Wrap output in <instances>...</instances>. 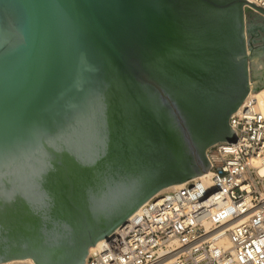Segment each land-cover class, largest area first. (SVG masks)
<instances>
[{
    "label": "water",
    "instance_id": "1",
    "mask_svg": "<svg viewBox=\"0 0 264 264\" xmlns=\"http://www.w3.org/2000/svg\"><path fill=\"white\" fill-rule=\"evenodd\" d=\"M263 86L249 0H0V263L82 264Z\"/></svg>",
    "mask_w": 264,
    "mask_h": 264
},
{
    "label": "built area",
    "instance_id": "2",
    "mask_svg": "<svg viewBox=\"0 0 264 264\" xmlns=\"http://www.w3.org/2000/svg\"><path fill=\"white\" fill-rule=\"evenodd\" d=\"M228 125L236 138L205 149L204 174L152 194L82 264H264V94L247 93Z\"/></svg>",
    "mask_w": 264,
    "mask_h": 264
},
{
    "label": "bare ground",
    "instance_id": "3",
    "mask_svg": "<svg viewBox=\"0 0 264 264\" xmlns=\"http://www.w3.org/2000/svg\"><path fill=\"white\" fill-rule=\"evenodd\" d=\"M250 94H253V93H250ZM264 94V86L262 88H260L258 91L254 92V95H256V97L258 99H261V97L263 96ZM204 174V173H202ZM102 238L96 240L94 242V244L92 246H90L88 248V251L89 250H92L95 246H97L100 242H101ZM220 243L224 244V245H228L227 241L225 238H222ZM167 259V257H164L162 259H160L158 262H156L155 264H163V262ZM8 263H16V264H24V263H27V264H34L33 261H31L30 258H27V259H15V260H11L10 262Z\"/></svg>",
    "mask_w": 264,
    "mask_h": 264
},
{
    "label": "flooded vegetation",
    "instance_id": "4",
    "mask_svg": "<svg viewBox=\"0 0 264 264\" xmlns=\"http://www.w3.org/2000/svg\"><path fill=\"white\" fill-rule=\"evenodd\" d=\"M251 26L256 29V28H260L263 30V24L255 17H250L249 18Z\"/></svg>",
    "mask_w": 264,
    "mask_h": 264
},
{
    "label": "rangeland",
    "instance_id": "5",
    "mask_svg": "<svg viewBox=\"0 0 264 264\" xmlns=\"http://www.w3.org/2000/svg\"><path fill=\"white\" fill-rule=\"evenodd\" d=\"M162 189V188H161ZM161 189H158L157 191L161 190ZM27 259V258H25ZM11 261V260H10ZM10 261H5V262H1L0 264H16V263H8ZM32 261V260H31ZM24 264H27V263H24Z\"/></svg>",
    "mask_w": 264,
    "mask_h": 264
}]
</instances>
